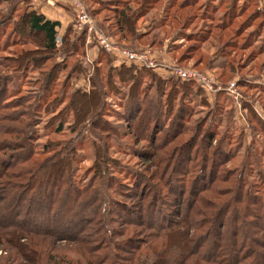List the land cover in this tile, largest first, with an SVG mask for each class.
<instances>
[{"label": "rangeland", "instance_id": "374dc122", "mask_svg": "<svg viewBox=\"0 0 264 264\" xmlns=\"http://www.w3.org/2000/svg\"><path fill=\"white\" fill-rule=\"evenodd\" d=\"M0 264H264V0H0Z\"/></svg>", "mask_w": 264, "mask_h": 264}, {"label": "trees", "instance_id": "16d2710c", "mask_svg": "<svg viewBox=\"0 0 264 264\" xmlns=\"http://www.w3.org/2000/svg\"><path fill=\"white\" fill-rule=\"evenodd\" d=\"M127 16V15H126ZM26 21H25V23H27V25H29V27H31L33 30H36V31H38V32H40L41 34H43L44 35V40H45V43H46V46H47V49L48 50H53L54 49V47L56 46V41H57V38H58V30H57V27L59 26V22L58 21H53V20H51V19H48V18H46L44 15H42V14H40V13H35V12H30V13H27V14H25L24 15V17H23ZM124 26V25H123ZM122 26V27H123ZM125 26H127V25H125ZM46 49V50H47ZM35 50H39V49H35ZM33 52V54H35V51H32ZM27 54H32L31 53V51H26L25 52V57H26V55ZM23 55V56H24ZM23 58L24 57H21V58H19V57H17V58H14L16 61H17V63L19 62V61H21V60H23ZM129 70L128 69H124L123 70V72L124 73H127ZM123 73V74H124ZM51 76H54V75H51V74H49V78H48V81H47V85L46 86H48V84H49V82L51 81ZM135 96H136V94H134ZM82 102V101H81ZM151 112H153L152 110H150V109H147L146 111H145V113H144V115H146V117H148V116H151ZM142 116V118L139 120V123L138 124H141V123H143L144 122V120H145V116ZM153 116V118H158L157 117V114L155 113V114H153L152 115ZM137 124V125H138ZM136 125V126H137ZM135 126V125H134ZM133 126V127H134ZM68 198L70 199V197L68 196ZM260 198L259 197H253V198H250V197H248L247 196V201H248V205H249V203L250 204H254V205H256V204H262V202L259 200ZM172 206V205H171ZM84 207V206H83ZM173 207V206H172ZM86 208V207H85ZM73 209V208H72ZM87 209H88V207H87ZM74 210V209H73ZM69 212H70V210H69ZM72 213V212H71ZM73 213H76V211H74ZM160 213H162V211L160 212ZM84 215V214H83ZM160 216H162L161 214H159ZM156 216V215H155ZM77 221L79 220L80 221V223H82V220H83V216H78L77 218ZM54 220H56V219H54ZM60 221H62V220H60ZM85 222V221H84ZM54 223H56V225L59 223H61V222H57V221H54ZM84 224V223H83ZM217 232V235L219 236V231H216ZM213 236H215V237H217L216 236V234L213 232ZM257 237V236H256ZM258 238V237H257ZM259 239V238H258ZM128 242H130L129 240L126 242V243H128ZM125 243V244H126ZM214 243H218V244H220L221 243V240H218V242H217V240H216V242H214ZM232 246L234 245V243L233 244H231Z\"/></svg>", "mask_w": 264, "mask_h": 264}, {"label": "built area", "instance_id": "2783aa9c", "mask_svg": "<svg viewBox=\"0 0 264 264\" xmlns=\"http://www.w3.org/2000/svg\"><path fill=\"white\" fill-rule=\"evenodd\" d=\"M81 19H82V17H81ZM83 19H85L84 21H86V19H87L86 15H83ZM57 40H58V38H57ZM122 56L125 59H127V60L134 61L136 59H140L142 55H138V54L134 53L133 51L127 50V51L122 52ZM142 59L145 60L146 57L143 56ZM179 75H181L182 77H186V78H197L196 75H194V73L187 72V71H182V70L179 71ZM203 83H204V88H205L206 91L210 92V91L214 90V88H213L212 84L210 83V81L209 82H203ZM232 86L234 87L235 83H232Z\"/></svg>", "mask_w": 264, "mask_h": 264}, {"label": "crops", "instance_id": "0c3cea01", "mask_svg": "<svg viewBox=\"0 0 264 264\" xmlns=\"http://www.w3.org/2000/svg\"><path fill=\"white\" fill-rule=\"evenodd\" d=\"M48 3V2H47ZM49 4V3H48ZM46 4L45 2H41V1H37L36 2V9L37 10H41L42 12H44V9L48 6H51V5H48ZM48 5V6H47ZM53 21H56V20H53Z\"/></svg>", "mask_w": 264, "mask_h": 264}]
</instances>
